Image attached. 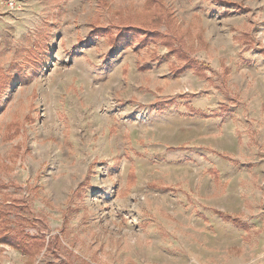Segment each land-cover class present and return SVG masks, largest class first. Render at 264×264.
<instances>
[{"label":"rangeland","instance_id":"obj_1","mask_svg":"<svg viewBox=\"0 0 264 264\" xmlns=\"http://www.w3.org/2000/svg\"><path fill=\"white\" fill-rule=\"evenodd\" d=\"M145 4L0 0V208L48 245L0 264H264V0H161L178 53L92 33Z\"/></svg>","mask_w":264,"mask_h":264},{"label":"trees","instance_id":"obj_2","mask_svg":"<svg viewBox=\"0 0 264 264\" xmlns=\"http://www.w3.org/2000/svg\"><path fill=\"white\" fill-rule=\"evenodd\" d=\"M156 4H161V0H146V7L147 11L151 12L150 22L146 25H124L122 28H120V32H118L116 35L112 33V30L109 28L104 27H98L94 26L93 28V34L97 35H103L108 34L109 35V41L113 45L117 44H125L132 40H137V44L139 47H145L147 46L151 40L152 41H159L166 46H168L173 53L180 52V47H174L175 44L172 39L168 38L165 39L167 36L162 32L159 27L163 25L165 22L173 21L172 13H169L164 8L162 10L155 9ZM141 35V36H140ZM154 56V55H153ZM155 57V56H154ZM185 60L187 63L180 67L178 69V72L184 71L186 68L193 67L197 73H201V67L204 63H199L196 59H192L189 56L185 55ZM46 61V56H38L35 55L31 58L30 63H32L34 74L38 73L40 69L42 68L43 63ZM207 65V64H206ZM150 67V64H146L141 66V69H148ZM35 74V75H36ZM18 77V78H17ZM32 77L27 74L19 73L16 76L12 74H6V73H0V102L2 100L3 93L9 88L10 84L15 79H20L24 82L30 80ZM9 207V206H7ZM11 211L9 210H1L0 208V243H7L12 244L16 247H20L28 254H36L38 253L42 248L48 246L46 245V239L43 237H39L37 235H31L29 233H22L19 234V230L17 228L11 226V223L14 222L12 219H9L8 213ZM227 219H231L230 215H224ZM233 221L235 223H238V221L233 218ZM240 224V223H239ZM242 225V224H241ZM14 229L15 231H12ZM19 235V236H18Z\"/></svg>","mask_w":264,"mask_h":264},{"label":"built area","instance_id":"obj_3","mask_svg":"<svg viewBox=\"0 0 264 264\" xmlns=\"http://www.w3.org/2000/svg\"><path fill=\"white\" fill-rule=\"evenodd\" d=\"M11 4H12V5H10V6H14V5H15V3H14V5H13V1H11Z\"/></svg>","mask_w":264,"mask_h":264}]
</instances>
